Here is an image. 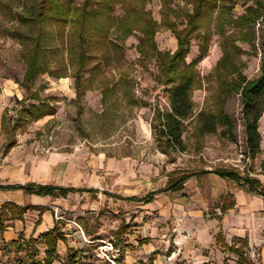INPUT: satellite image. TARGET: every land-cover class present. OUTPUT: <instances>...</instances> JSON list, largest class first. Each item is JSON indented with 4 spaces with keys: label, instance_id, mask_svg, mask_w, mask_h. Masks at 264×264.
Returning a JSON list of instances; mask_svg holds the SVG:
<instances>
[{
    "label": "rangeland",
    "instance_id": "obj_1",
    "mask_svg": "<svg viewBox=\"0 0 264 264\" xmlns=\"http://www.w3.org/2000/svg\"><path fill=\"white\" fill-rule=\"evenodd\" d=\"M69 1L80 5L83 0ZM224 4L231 7L233 18L244 14L247 7L262 4L264 10V0H225ZM29 7L30 2L26 0H0V118L2 115L6 119L15 117L19 101L27 97L18 85L25 71L22 47L11 31L29 32V27L20 24L16 18L18 13L28 16ZM130 8L160 24L154 35L159 51L172 53L175 50L176 40L166 25L171 22L176 30H181L186 14L191 11L190 4L183 0H110L109 8L102 15L96 20L90 18L86 23L88 27H96V31L91 32L97 43L90 47V66L99 65L95 82L102 80L104 86L86 92L79 101L74 93L73 54L70 51L73 43L69 40L74 25L68 19L60 25L63 38L55 57L58 64H52L53 69H60L63 78L42 75L33 86L40 98L55 100V114L30 123L22 133L17 130L15 146L7 152L22 146L19 154L27 152L35 158L67 154L78 169L81 167L86 172V179L73 183L78 187H95L98 191L94 195H69L57 203L49 201L43 206L48 209L45 212H51L58 228L70 236L66 238L68 245L60 246L52 264H68V256H75L73 264H111L109 261L122 264L125 250L131 249L125 243L136 242L144 230H148L151 240L166 241L173 247L176 236L180 235L176 232L180 225L190 227L202 222L201 216L204 221L219 216L213 208L216 200L209 193L215 188L214 183L191 178L181 192L160 193L149 205L122 199L142 198L151 191L163 189L169 177L176 178L185 173L228 169L254 177L264 160V112L258 122L261 152L251 160L246 155L240 97L238 94H219L221 82L214 73L215 64L222 55L221 47L226 46L220 35L225 34L231 35L242 51L235 62L242 66V76L247 81L258 77L262 57L261 20L251 26L246 40L242 30L225 22L218 10L203 24L200 35L209 36V45L205 58L196 66L201 88L195 87L191 94L193 118L187 122L182 134L184 151L164 153L157 147L154 128H161L156 114L170 112L166 86L157 81L161 77L160 71L148 47L144 48L147 53L144 56L136 50L141 34L133 30L128 37H123L127 20L132 19L128 13ZM200 43L199 36L191 41L187 63L197 57ZM102 89L105 90L102 92ZM29 103L32 101L27 100L25 105ZM220 108L233 123L231 133L222 135L225 129L218 127L214 134H201L199 129L203 120L198 115L214 114ZM6 139L0 127V168L1 160L7 155L3 154ZM259 178L264 184V176ZM7 181L15 183L19 179L4 180ZM107 193L122 199L109 197ZM28 212L32 213L26 221L37 223L44 213ZM8 217H5V223L13 221ZM117 231L118 240L115 239ZM41 244L27 242L20 236L15 241L2 242L0 264H38L44 257ZM151 256L154 260L153 254H145V257ZM161 256L160 261L168 260L167 253ZM153 260L133 263L153 264Z\"/></svg>",
    "mask_w": 264,
    "mask_h": 264
},
{
    "label": "trees",
    "instance_id": "obj_2",
    "mask_svg": "<svg viewBox=\"0 0 264 264\" xmlns=\"http://www.w3.org/2000/svg\"><path fill=\"white\" fill-rule=\"evenodd\" d=\"M30 2L29 15L24 16L18 13L16 18L20 24H26L29 32H20L12 30V36L20 43L22 47L21 59L25 66V71L21 81L18 83L27 97L22 99L20 107L15 117L6 119L3 115L0 118V127L6 135V143L3 147V154L15 146L14 136L16 131L23 132L26 127L45 117L55 114L53 109V98H40L39 93L33 89L34 82L39 76L48 75L53 78H63V74L59 72V68L53 69L52 64L56 66L58 63L55 57L59 53L60 43L63 38L60 25L64 24L68 19L71 20L74 27L70 30L69 40L73 43L70 51L73 54L72 68L74 93L76 100H81L88 91L102 88L104 81L95 82V76L100 72L98 64L90 66L92 55H90V47L97 43L91 35L96 31L95 26L88 27L86 25L88 19L96 20L105 10L109 8L110 0H83L80 5H75L69 0H26ZM186 4L191 5V11L186 14L185 24L181 30H176L173 23L168 22L167 27L171 30L175 40L176 48L170 52H161L156 48L154 43V35L160 24H157L146 14L137 13L130 8L128 12L132 19L127 20L123 37H128L133 30H137L141 37L138 39L136 47L137 52L144 56L146 48L155 58V62L160 71L157 81L166 86L167 99L170 104V112L161 115L157 113L156 121L161 125L160 129L155 130L154 135L157 147L164 152L170 151L183 152L182 134L187 122L192 121V102L191 94L196 88H201L199 76L196 72V66L205 58L209 36L200 35L203 24L211 18L214 11L218 10L222 13L225 22L233 28L242 30L243 39L246 40L248 31L251 26L261 20L260 31V49L261 64L259 75L253 80L247 81L241 74V65H237L236 57L242 51L235 45V39L231 35L221 34L220 37L226 43L222 46V55L216 62L214 70L215 75L221 82L222 92L219 94H238L240 97V112L243 123L245 136L246 155L254 160L261 152V137L258 131V122L264 112V10L263 5L247 7L244 14L233 18L231 16V7L224 4L225 0H183ZM143 2V1H142ZM166 22V21H165ZM244 29V32H243ZM199 36L201 43L198 46V55L191 62L187 63L186 58L190 52L191 41ZM145 48V49H144ZM85 78V83L83 79ZM211 79V77H208ZM226 87V88H225ZM105 89H102V92ZM27 100L32 101L25 105ZM198 118H202L199 132L201 134H214L218 127L225 129L222 135L230 134L233 129V123L222 112L221 108L217 113H200ZM215 174L221 179L228 180L236 185L237 188L248 193L254 194L264 201V187L260 182L251 177L249 174H241L236 170L213 169L211 171H200L196 173H185L176 178L168 179L165 187L161 190L151 192L143 198H128L125 200L132 202H141L143 205L153 201L155 195L168 192L176 194L183 190V186L187 180L196 175ZM258 174L264 175V160L259 165ZM0 191H21L27 195L39 197H50L51 199H66L68 195L82 192L94 193L95 191L74 188H61L42 186L36 184L9 185L0 186ZM231 195H226L221 199L220 210L222 215L229 209H233L234 202ZM225 201V202H224ZM36 210L39 214L47 211V208L33 206H17L13 203H4L0 207V232L4 230L5 217L9 215V219L22 221L23 216L28 211ZM221 220V217H217ZM119 232L115 233V239L118 240ZM45 246L44 257L42 262L38 264H52L57 241H65V237L59 230L53 229L42 233L38 236ZM147 240L139 241L140 243ZM216 243L223 250L236 257V264H254L246 255L243 248L225 244L222 230L220 229L215 237ZM35 243L37 240H29ZM117 246V243H114ZM156 253H153L155 256ZM75 256L69 257V264H73ZM152 256L148 261L152 262ZM226 264V260L224 261Z\"/></svg>",
    "mask_w": 264,
    "mask_h": 264
},
{
    "label": "crops",
    "instance_id": "obj_3",
    "mask_svg": "<svg viewBox=\"0 0 264 264\" xmlns=\"http://www.w3.org/2000/svg\"><path fill=\"white\" fill-rule=\"evenodd\" d=\"M20 149H22V146H17L1 160L0 186L36 184L61 188L92 189L95 191L94 193L82 192L75 194L87 193L94 195L98 192L95 187H78V185L73 183L74 181L81 182L86 179V172L82 170L81 167L78 169L73 163L72 157H69L67 154H51L41 159L39 157H33L32 154L27 155V152L26 154H19L18 150ZM260 176L263 177L264 175L256 174L253 178L257 179L264 187L263 181L259 178ZM17 178L19 181L15 183L8 181L4 182V180H15ZM191 178L196 179V181L206 179L215 184V188L210 189L209 193L212 194L213 199L216 200L213 208L215 212L219 213V216H217L221 217V220L219 221L217 217H213L204 221L200 215L202 222L196 225L191 224L190 227L180 225L176 229V232L180 233V235L176 236L173 247L166 241L151 240V235L148 233V230H144V234L141 235L136 242L127 241L125 243L129 245L131 249L125 250L122 264H134L133 262L136 260L146 262L150 257H145V254L151 255L153 253H156L153 264H224L225 260L226 264H236V257L228 252H223L215 241V237L220 229L222 230L225 244L232 245L234 243L237 247L244 249L246 255L254 264H264L263 199L237 188L234 183L221 179L215 174L196 175ZM162 193L170 194L168 192ZM227 194L233 197L232 200L235 205L233 209L227 210L222 215L220 210V205L222 203L221 199ZM106 195L116 199H122L121 197H115V195L113 196L108 193ZM157 195L154 196L153 201ZM128 198L137 197H126L122 200L132 202L125 200ZM59 199L27 195L21 191H0V207L4 203H13L23 207H43L47 202L51 201L52 203H57ZM29 213L32 212H27L24 215L23 222L18 220L7 223L4 222V230L0 232V243L15 241L19 236L23 239H27V242L30 239L42 242L38 240V236L56 227L65 237L64 242L57 241L56 243V258V255L59 254L58 249L60 246L68 245L66 238L68 239L70 236L63 233L58 228V225L53 221L50 211L42 214L39 223H37V221L33 222L32 220L26 221ZM214 215L216 216V213ZM143 240L147 241L139 244V241ZM41 245L45 250L43 242ZM162 253H167L166 259L168 260L166 262L160 261ZM137 256H139V259ZM69 257L71 256H68V261ZM39 262H42V260Z\"/></svg>",
    "mask_w": 264,
    "mask_h": 264
},
{
    "label": "built area",
    "instance_id": "obj_4",
    "mask_svg": "<svg viewBox=\"0 0 264 264\" xmlns=\"http://www.w3.org/2000/svg\"><path fill=\"white\" fill-rule=\"evenodd\" d=\"M105 258H106V260H108V258H107V256L106 255H103ZM109 261V260H108ZM111 264H114L112 261H109Z\"/></svg>",
    "mask_w": 264,
    "mask_h": 264
}]
</instances>
